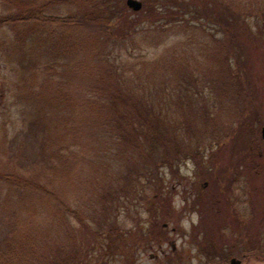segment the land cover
Returning <instances> with one entry per match:
<instances>
[{
  "label": "trees",
  "instance_id": "trees-1",
  "mask_svg": "<svg viewBox=\"0 0 264 264\" xmlns=\"http://www.w3.org/2000/svg\"><path fill=\"white\" fill-rule=\"evenodd\" d=\"M1 1L6 2L8 7L6 11L0 12V35L5 28L16 34L15 39H6L0 44L1 54L7 64H18L25 72L29 71V63L24 67L22 65L23 58L38 55L39 49L41 52L42 45L45 44L48 46L47 51L41 55L48 57L39 59L38 66L48 77L39 84V89L36 88L38 77L25 80L21 95L25 102H29V107L33 105L32 108L35 107L36 111L34 116L28 114L26 117L24 130L28 134L25 136L41 138L36 139L38 142L35 140L41 146L40 153L31 156L41 155L44 159L39 161L38 157H35L36 160L32 158L30 166L33 162L36 166L45 167L44 171L36 170L34 174L26 175L6 167L0 169V264H84L91 255L88 251L96 252V247L103 251L107 245L110 249L108 240L111 234H106L101 228L96 231L68 201V192L62 182L67 181V185L75 184V178L79 179L81 176L79 171L82 161L89 164V170L95 176L91 179L94 181L93 185L101 187L95 192L98 198H93L92 201L95 202L96 220L101 217L106 222L102 226L104 229L112 217L116 219L119 216L121 208L129 211L127 201L136 199L132 195L138 193L132 187L134 184H168V180L161 177L163 167H168L174 173L175 166L184 161L198 162L206 154L200 141L210 133L213 135L212 139H219L221 133L217 135V127L211 132L206 125L212 119V111L207 107L204 95H200L203 108L191 110L190 116H184L182 100L173 102L169 99L172 103L166 108V103L150 101L146 96L132 93L133 90H130L132 94L123 92L121 88L127 83L115 76L117 62H110L112 56L104 52L109 48L107 44L113 42L115 48L116 44L131 38V28H127L130 24L109 28L118 17L128 12L125 6L118 10L116 0H77L76 2H80L78 12L67 16L50 12L53 4L61 0H50L47 3L41 0ZM187 1L188 3L167 0L169 7L165 15L172 18L176 11L187 8L197 21L198 18L209 19L210 13H213L212 17H216L214 23L224 28L223 32L228 37L229 44H225L223 38L215 40L219 46L216 47L215 59L211 58L217 65L213 74L217 77L215 85L218 87L215 86L214 89L219 90L216 98L218 104L223 109L233 104L236 111L231 115L233 120H245L248 115L249 118L250 115L259 117L257 110L250 112L245 105L247 102H243L248 96L243 97L244 86L240 73H243L241 64L245 50L251 43L257 42L251 28H258L264 35V8H251L240 0ZM250 17L255 24L249 22ZM50 27L66 30L61 32L60 29H52L53 32H49L42 29ZM70 28L76 32L69 31ZM41 29L43 35L38 37ZM25 33L36 35L38 41L43 43L34 41L29 47L27 38L22 39ZM130 58L134 59V64L145 63L140 58H134L133 54ZM62 60L70 61L63 64ZM233 63L238 65L236 69H232ZM58 68L65 71L60 72L62 76L68 71H72V76L75 73L78 75L79 71L89 73L90 78L83 85L87 84L90 92L83 98L72 96L66 90L68 84H64V78L59 81L53 76L52 72L58 71ZM102 69L109 80L96 78V70ZM149 73L154 75L148 78V82L138 79L137 83L134 81L133 87L141 90L159 87L158 90L164 92L162 78L154 70ZM18 96L21 98L19 92ZM236 98H239L238 102L235 101ZM173 106H177V109ZM86 116L88 128L82 130V118ZM250 129L251 126H243V130L247 131L246 135ZM82 133L95 139L99 145L107 144L108 151L98 153L97 157L93 153L81 155ZM241 135L243 134L240 137ZM28 147L29 143L25 144L26 150ZM47 159L53 162L45 165ZM56 169L66 172L64 176L61 174L62 178L57 176L60 182L54 185L51 179L55 176ZM119 191L128 193L119 196ZM143 192L147 193L146 190ZM156 192L159 193L160 190ZM141 199L148 200L146 197ZM111 215L113 216L109 217ZM69 216L78 219L81 226L70 225L72 222ZM91 236L95 239L92 249ZM83 239L89 248L83 247ZM102 253L106 255L104 251Z\"/></svg>",
  "mask_w": 264,
  "mask_h": 264
},
{
  "label": "rangeland",
  "instance_id": "rangeland-1",
  "mask_svg": "<svg viewBox=\"0 0 264 264\" xmlns=\"http://www.w3.org/2000/svg\"><path fill=\"white\" fill-rule=\"evenodd\" d=\"M41 1L43 3L50 2V0ZM76 1L77 0L58 1L53 4L50 12L62 16L75 14L78 12L80 6V2ZM139 1L143 3V8L141 11L135 12L127 6V0H116L117 9L119 10L125 6L128 12H125V15H122V17H118L116 22L114 21L115 23H111L109 26V28L115 29L118 28L119 24H130L127 28H131V30L129 29L131 32L130 39H126L118 43V45L116 44L117 47L115 48L113 47L115 46L113 42L109 43L107 44L109 48L104 51L112 56V58L109 59L110 62L114 64L115 61L117 62V73H114L115 76H118L122 81L125 80L127 83V85L121 89L123 92L126 91L130 94L135 92L141 96H146L150 101L159 100L164 102L166 103L165 105H167L166 108L171 105V100H173V102L177 99L180 101L182 100L185 111L183 112L184 116L185 114L190 116L191 110H200L203 108L204 105L200 95H204L206 97L205 101L208 104L207 107L212 111V119L209 120L206 125L210 127L211 132H214L217 127L219 128L217 135L221 133L219 139H212L211 137H213V135L210 133L211 135H206L204 139L200 141L201 148L206 149L207 154L213 155V165L210 167V170L208 169L212 176V183L218 184L216 178L221 179V177H223L222 174L225 175L229 169L234 172L235 169H239L240 171L244 169L247 171L246 180H243L244 184L257 187L258 190L263 191L264 139L262 138V130L264 128V35L259 32L258 28H251L257 42L251 43L245 50L243 62L241 64L243 73H240L242 86H244L242 92L243 97L248 96L247 99L243 98L245 101L242 100L243 102H247L245 105L248 106L247 109H249L250 112H256L257 110L259 117H252L250 115L251 118H249L248 115L245 116V120H241L240 118H234L233 120L231 115L233 112H236L232 107L233 104L228 105L227 109L221 108L216 99L219 90L214 89L217 77L213 73L217 70V65L211 58L215 59V53L217 52L216 47L218 48L219 46L215 40L223 38L226 44L228 43V37H226L223 32L225 29L218 27V25L214 23L216 17H212L213 13H210V15L208 14L209 19L198 18L196 21L193 19V14L189 13L190 9L186 8L178 12L175 8H171V10L177 13L175 17L170 18L165 15L169 7L167 0ZM181 1L188 3L187 0ZM189 1L193 2L192 0ZM240 1L251 8H264V0ZM7 5L6 2L1 1L0 12L6 11ZM249 22L255 24L251 17L249 18ZM150 28L151 30H149ZM42 29H46L49 32H53L52 29H60L61 32L66 30V28L51 27ZM42 29L37 34L38 37H40V34L43 35L41 32ZM69 31L76 32V30L71 28ZM15 38L16 34L9 28H5L1 31L0 44L4 43L6 39ZM23 38H27V45H29V47L33 45L34 41L39 44L43 43L42 41H38L36 35L34 36L31 33L23 34L22 39ZM135 38L137 39L136 41ZM47 48L48 46L43 44L42 51L40 52L39 49L38 55L23 58V67L26 63H29V71L27 72H25L21 65L7 64V60L0 51V169L2 170L6 167L13 172L32 175L36 170L43 172L45 169V167L36 166L33 162L30 166V160L32 158L36 160L35 157H38L39 161H43L44 159L41 155L31 156L35 153H40L41 146L37 144L36 141L38 142L41 138L37 136H35L36 138L34 136L28 138L25 136L28 134V132L24 130L26 117L28 114L34 116L36 111L34 110L35 107L32 108L33 105L29 107V102H25L21 95L25 80L38 77L36 88L39 89V84L48 77L47 73L38 66L39 59H47L48 56L43 57L41 55L42 52L47 51ZM131 54H133L134 58H140L145 63L134 64V59L130 58ZM13 58L17 60V58ZM51 58L56 60L60 59V57ZM69 61L70 60H62L61 62L63 64H68ZM237 67L238 65L233 63L232 69H236ZM126 68L128 69L124 71ZM152 70L155 71V74H157L159 78H162V80H160L162 81L164 92L161 89L158 90L159 87L156 89L151 87L148 90H141L133 87L134 81L137 83L138 79L148 82V78L154 75L153 73H149ZM60 72L65 71L58 68V71L55 70L52 74L54 77H57L59 81H62V77L64 78V84H68L66 90L69 91L72 96L83 98L90 92L88 91L90 89L87 84L86 86L83 85L86 83V79L90 78L89 73L87 74L85 71H79L78 75L75 73V75L72 76V71H68L65 73V76H62ZM96 73L97 79L109 80L103 69L102 71L96 70ZM15 86L18 89H16ZM130 90H133V92L131 93ZM17 91L21 98L18 96ZM238 100L239 98H236L235 101L238 102ZM192 103L194 104L193 106ZM174 108L177 109V106ZM239 109L241 112L243 111L242 108ZM82 120L81 127L83 130L84 128H88L87 116L82 118ZM103 122L105 123V121ZM93 124H96V122ZM245 125L248 127L251 126L247 135L245 134L247 131L243 130V126ZM63 132H66V130ZM240 134L243 135L240 137ZM81 137L80 143L83 147L81 155L93 153V156L97 157L98 153L108 151L107 144L99 145L95 139L89 138L84 133L81 134ZM27 143H29V147L26 150L25 144ZM106 147L107 149L104 151ZM49 162H53V160L47 159L44 164L46 165ZM235 163L237 165H235ZM88 166L89 164H87V162L82 161L79 171L81 176L78 174L80 178H75L76 182L74 185H67V183H65L67 181H63L62 184L68 192L67 198L72 208L81 212L85 221L96 228V231L101 228L102 231L105 230L106 234H111V238L108 240V244L111 245L109 249V246L106 244L107 246L105 250H103L106 255L97 247L96 249L94 248L96 252L92 250L88 251L91 255L84 264H153L149 258L150 250L148 248L145 249L149 243V241L145 240V234L154 226L153 219L147 210L148 207L151 208L152 206L151 203L144 202L141 198L146 197L149 201H160L155 198V194H157L156 191L162 190V187L167 185V183L164 182L162 185L154 186L149 183H144L145 185L134 184L132 187H134L133 189L137 190L138 193L132 195V197L134 196L136 199L127 201L129 211L121 208L119 216L116 219L112 217L113 215L109 216L112 218L105 228L102 229V226H104L106 222H104L101 217L99 220H96L97 215L94 212L95 202L92 201L93 198H98L95 192L101 187L93 185L92 182L94 181L91 179L95 176L92 174V170H89ZM174 170V173H172L168 167H163L161 169V177L163 180L167 179L169 185L179 184V179L182 180V183L196 184V178L194 179V177L197 175L200 179L198 183H200L201 180L205 181V179L202 178L203 176L196 171L191 161L180 163L175 166ZM65 172V170L60 171L56 169L55 176L51 179L52 183L57 185L60 182L57 176L62 178ZM207 173L206 171L205 174ZM102 188L105 189L106 187ZM143 190H146L147 193L143 192ZM127 193L119 191L118 195L125 196ZM90 201H92V203H90ZM0 205H2V202H0ZM81 205L82 207H80ZM0 211H2V208H0ZM48 220L51 221V219ZM69 220L72 222L70 225L81 226L78 219L74 216H69ZM65 222L68 223V221ZM54 226L56 225H53V227ZM173 226L174 225L170 226V232ZM175 237L176 235L171 236V238ZM93 239L94 238L91 236V249L94 246ZM178 242L180 245L182 240L179 239ZM81 243H83L84 248H89L84 239ZM250 264H264V261L252 258Z\"/></svg>",
  "mask_w": 264,
  "mask_h": 264
},
{
  "label": "flooded vegetation",
  "instance_id": "flooded-vegetation-1",
  "mask_svg": "<svg viewBox=\"0 0 264 264\" xmlns=\"http://www.w3.org/2000/svg\"><path fill=\"white\" fill-rule=\"evenodd\" d=\"M212 156L206 153L198 162L191 161L205 181L198 183V175L196 184L179 179V184H167L155 194L160 201H144L152 206L147 210L154 226L145 234V249L153 264L264 261V190L244 184V169H229L216 178L218 184L212 183Z\"/></svg>",
  "mask_w": 264,
  "mask_h": 264
},
{
  "label": "water",
  "instance_id": "water-1",
  "mask_svg": "<svg viewBox=\"0 0 264 264\" xmlns=\"http://www.w3.org/2000/svg\"><path fill=\"white\" fill-rule=\"evenodd\" d=\"M127 6L135 12H139L143 8V3L139 0H127ZM262 134L264 138V128L262 130Z\"/></svg>",
  "mask_w": 264,
  "mask_h": 264
}]
</instances>
